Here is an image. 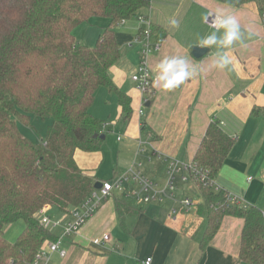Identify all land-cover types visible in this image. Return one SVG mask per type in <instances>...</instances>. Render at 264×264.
Returning <instances> with one entry per match:
<instances>
[{"label": "crops", "instance_id": "obj_1", "mask_svg": "<svg viewBox=\"0 0 264 264\" xmlns=\"http://www.w3.org/2000/svg\"><path fill=\"white\" fill-rule=\"evenodd\" d=\"M261 12L255 0L236 5L220 0H148V8L142 10L141 15L150 19L153 40H162L160 51L148 58L154 94L145 106L144 117H138L136 136L125 141L122 166L120 170L113 169V178L126 172L135 162L141 164L137 170L142 175L163 184L168 158L191 163L206 129L215 120L233 140L232 149L214 179L215 186L245 204L258 207L264 215V26ZM209 13L233 16L243 33L242 43L237 41L223 49L231 60L225 70L209 68L217 49L201 47L199 43L215 31L205 22ZM172 19L180 22L178 28L170 25ZM139 28L134 18L114 29L118 44L120 40L130 43L131 48L121 52L128 56V50H132L136 64L140 51V44L136 42ZM195 47L206 49V53L194 57ZM173 56L187 58L197 73L179 87L165 91L154 84L155 68L161 60ZM126 61V57L121 56L116 65L121 63L124 67ZM109 76L130 97L136 93L135 88L124 86V82L117 79L115 67L110 68ZM102 126L106 129L109 124L103 121ZM117 141L122 139L117 137ZM176 188L178 203L183 198L192 199L188 196L190 192L200 203L193 180L178 177ZM119 196L114 191L78 233L63 240L61 248L65 256L50 254L47 264H143L147 258L152 259L151 264H241L238 255L242 219L224 217L216 235L202 249L204 218L195 207L182 212L178 206L177 214L169 217L171 209L177 206L174 202L139 205L128 199L130 209L139 213L118 216L114 200ZM49 215L61 217V213L51 207ZM52 231L57 237L62 233L61 228ZM105 233L110 235L108 243H92L93 238Z\"/></svg>", "mask_w": 264, "mask_h": 264}, {"label": "trees", "instance_id": "obj_2", "mask_svg": "<svg viewBox=\"0 0 264 264\" xmlns=\"http://www.w3.org/2000/svg\"><path fill=\"white\" fill-rule=\"evenodd\" d=\"M255 1L262 11L264 0ZM147 6V0H0V264H31L46 241L58 238L38 222L37 212L51 207L67 214L94 190L98 180L79 168L74 154L97 151L105 139L99 138L103 122L90 112L98 88L115 93L123 119L130 118L132 99L109 76L121 57L114 29ZM94 17L107 19V27L94 47L78 44L74 29ZM30 114L53 120L42 143L18 129L17 121L29 124ZM232 146L213 120L191 163L211 183ZM194 183L200 200L195 208L204 218L200 247L210 243L224 217H236L243 220L239 262L264 264L262 210L231 202L223 189ZM114 204L118 216L139 213L124 195ZM18 220L24 229L8 241L4 230Z\"/></svg>", "mask_w": 264, "mask_h": 264}, {"label": "built area", "instance_id": "obj_3", "mask_svg": "<svg viewBox=\"0 0 264 264\" xmlns=\"http://www.w3.org/2000/svg\"><path fill=\"white\" fill-rule=\"evenodd\" d=\"M148 1V0H147ZM217 16L209 13L206 24L212 26V19ZM140 25L137 41L141 44L139 51V62L132 73L131 80L135 83L137 89L141 92V100L138 110V117L143 116V108L154 94L153 77L148 65V58L153 53L160 51L162 47V40L152 38V24L147 16L139 15L136 17ZM261 21L264 26V9L261 12ZM141 144V143H140ZM166 169V177L163 184H158L151 179L142 175L137 170L141 164L133 163L131 167L124 173L116 174L112 184L109 181L101 182L100 189H94L90 196L79 206L69 210L67 214L61 217L53 218L49 215V207H44L36 214L38 222L49 230L61 228L62 233L55 241H46L40 250L37 252L31 264H47L49 255L58 253L64 257L66 252L61 248L63 240L76 233L92 218L100 209L102 202L117 191L120 195H124L134 204L147 205L151 203L162 204L166 201H171L177 204L172 208L169 217H173L179 209L182 212H187L193 209L198 202L190 198H183L179 201L175 200L176 182L178 177L182 180L191 179L199 181L203 185H211L214 189L220 190L215 186L214 181L209 182L205 173H202L195 164H183L176 159L168 158ZM228 199L233 202L238 198L228 195ZM110 241L109 233H105L99 237L92 239L94 245H104ZM152 259L147 258L143 264H151Z\"/></svg>", "mask_w": 264, "mask_h": 264}, {"label": "rangeland", "instance_id": "obj_4", "mask_svg": "<svg viewBox=\"0 0 264 264\" xmlns=\"http://www.w3.org/2000/svg\"><path fill=\"white\" fill-rule=\"evenodd\" d=\"M146 8H148V6ZM107 25H108L107 19L103 17H94L88 23L81 24L74 29L73 31L74 38L78 44L90 48L94 47L97 42L98 36L102 32V29L107 27ZM136 42L139 43L137 40ZM118 47L122 58L126 57L127 61L124 67L122 66L121 63H118L117 65L116 64L113 65V68L115 67V70L117 71V79L120 78L121 82L122 83L124 82L125 84L124 86L127 85V86H132L133 89L135 88V92H136L134 95H131L132 113L130 115V118L128 121L123 119L121 110L117 104L118 102L115 93L109 92L107 89L103 87H100L101 89L98 88L97 91H99V93L97 94V96H96L97 91L95 93L94 103L91 107V113L99 121L101 122L105 121L106 123L109 124V127L106 129H103L102 125L99 128L100 135H105V139L101 144V148L97 151L84 152L81 150H77L75 152L76 154H74L78 166L81 169H85L86 173H88L91 176H95L98 182L99 181L103 182L106 180L112 184L115 182V179H113V169L118 168L120 170L122 166L120 162L122 161L121 156L123 155L122 150L125 141L130 137L136 136L138 132V126H137L138 110H139V104L141 98V92L137 89L135 84L134 85L132 84L131 82L132 74L129 73V71L134 67L136 68L138 64V63L136 64L134 52L132 50H128V56L127 55L124 56L122 53L125 52L126 49L131 48L130 43L129 42L127 43L126 41L121 42L120 40ZM119 67H121L122 69ZM113 82H117V81L113 79L112 83ZM118 90L122 91L119 88ZM146 109H147L146 107L143 108V117L145 115ZM52 123H53L52 119H41L40 117L32 114L29 115V124H24L20 121H17L18 129L20 133L24 137H27L28 139L32 140L35 143H42L45 140L48 127L51 126ZM117 137H120L122 141L118 142ZM131 162H133V159ZM183 164H187V163H183ZM188 194H189L188 196L191 197L193 200L194 198H196L193 193L190 192ZM106 201L107 200L103 201L102 204ZM23 229H24L23 222L21 220H18L6 226L4 230V237L8 241H15V239L21 234Z\"/></svg>", "mask_w": 264, "mask_h": 264}, {"label": "clouds", "instance_id": "obj_5", "mask_svg": "<svg viewBox=\"0 0 264 264\" xmlns=\"http://www.w3.org/2000/svg\"><path fill=\"white\" fill-rule=\"evenodd\" d=\"M179 23L176 19L170 21V25L174 28H178ZM211 23L215 31L202 38L199 43L201 47H215L217 49L215 58L209 65V68L225 70L228 68L231 60L223 49L230 48L237 41L242 43L243 33L237 20L231 15H217L212 19ZM220 30H223L222 33ZM218 33L220 34L218 35ZM155 72V86L168 91L179 87L196 75L197 70L188 63L187 58L173 56L161 60L156 65Z\"/></svg>", "mask_w": 264, "mask_h": 264}, {"label": "water", "instance_id": "obj_6", "mask_svg": "<svg viewBox=\"0 0 264 264\" xmlns=\"http://www.w3.org/2000/svg\"><path fill=\"white\" fill-rule=\"evenodd\" d=\"M205 53H206V49H203V48H200V47H195L192 50V54L196 58L201 57ZM95 137H97V135H95ZM99 138L100 139H104V136L103 135H100ZM93 187H94V189H100L101 188V182L95 183Z\"/></svg>", "mask_w": 264, "mask_h": 264}]
</instances>
